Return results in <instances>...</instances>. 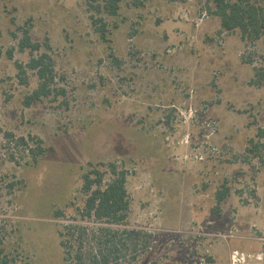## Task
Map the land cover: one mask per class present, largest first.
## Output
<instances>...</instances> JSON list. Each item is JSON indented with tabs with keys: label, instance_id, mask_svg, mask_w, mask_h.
<instances>
[{
	"label": "rangeland",
	"instance_id": "1",
	"mask_svg": "<svg viewBox=\"0 0 264 264\" xmlns=\"http://www.w3.org/2000/svg\"><path fill=\"white\" fill-rule=\"evenodd\" d=\"M140 1L102 15L104 40L85 0H0L5 247L18 264H64L59 231L85 205L83 174L107 183L115 163L128 227L153 235L134 264H264V38L224 29L217 0ZM24 30L65 95L24 102L39 82L31 70L20 81ZM7 133L39 137L46 154L31 161Z\"/></svg>",
	"mask_w": 264,
	"mask_h": 264
},
{
	"label": "trees",
	"instance_id": "2",
	"mask_svg": "<svg viewBox=\"0 0 264 264\" xmlns=\"http://www.w3.org/2000/svg\"><path fill=\"white\" fill-rule=\"evenodd\" d=\"M123 1L126 0H85L92 13V23L102 39L107 40L108 31L102 15L117 16ZM133 2L135 5L141 4L140 0H133ZM217 2L215 14L221 17L224 29L228 31L239 29L243 40L254 41L264 38V5L262 3L256 0H217ZM41 48L42 44L32 40L29 30H24L20 40V50L29 49L32 57L26 66L17 63L20 81L22 85H28L27 70L35 72L39 80L37 88L25 98L24 102L27 105L53 95L66 94V91L59 88L56 82L54 59L49 53H39ZM256 75H260L259 71ZM262 134L264 129L260 130L259 136ZM6 138L9 146L14 145L18 149H23L25 153H28L31 161L37 162L47 152L43 146V140L37 136L26 138L7 133ZM251 142L254 141L251 140ZM256 144V154L259 155L257 152L259 143ZM12 157L14 158V155ZM109 169L112 179L107 183H105V173L98 168H92L82 176L80 191L85 196V205L78 209L79 217L68 220V223L59 231L60 245L64 251V264H134L141 254L151 248L153 242L151 233L128 227L131 208L126 187L128 172L120 170L115 163H111ZM229 194V187L224 185L219 189L218 205L215 209L217 212ZM56 216L64 217L62 211H57ZM17 261L8 253L5 247V236L0 229V264H18Z\"/></svg>",
	"mask_w": 264,
	"mask_h": 264
}]
</instances>
